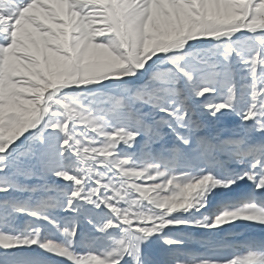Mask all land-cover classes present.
<instances>
[{
  "label": "snow or ice",
  "instance_id": "snow-or-ice-1",
  "mask_svg": "<svg viewBox=\"0 0 264 264\" xmlns=\"http://www.w3.org/2000/svg\"><path fill=\"white\" fill-rule=\"evenodd\" d=\"M0 264H264V0H0Z\"/></svg>",
  "mask_w": 264,
  "mask_h": 264
}]
</instances>
